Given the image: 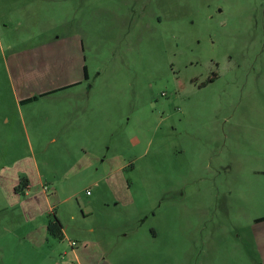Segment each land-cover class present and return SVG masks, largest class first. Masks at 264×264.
Returning a JSON list of instances; mask_svg holds the SVG:
<instances>
[{
  "label": "rangeland",
  "instance_id": "374dc122",
  "mask_svg": "<svg viewBox=\"0 0 264 264\" xmlns=\"http://www.w3.org/2000/svg\"><path fill=\"white\" fill-rule=\"evenodd\" d=\"M33 34H83L86 105L20 115ZM262 216L264 0H0V264H264Z\"/></svg>",
  "mask_w": 264,
  "mask_h": 264
},
{
  "label": "crops",
  "instance_id": "0c3cea01",
  "mask_svg": "<svg viewBox=\"0 0 264 264\" xmlns=\"http://www.w3.org/2000/svg\"><path fill=\"white\" fill-rule=\"evenodd\" d=\"M33 38V43H29L28 47L25 46L20 50L15 49V46L18 47L19 45L17 43H15V46L13 43L7 45V48L13 49L10 55L13 65L12 67L9 65V56L5 59V63L9 71L14 90V100L20 110V115L23 117V109L26 105L47 96L58 99L63 96L61 94L63 91H67L68 96L71 94L69 98L71 104H76V107L86 105L89 100L85 99L89 97L90 90L84 86L85 79L89 78V70L86 64L87 57L83 34H33ZM20 53L24 54L20 55ZM23 57L24 59H22ZM26 59L32 64L23 68L21 63ZM85 65L87 67V78L84 74ZM11 68H14L16 77ZM33 97H36V99L28 101ZM96 115L93 114V118H91L94 119L95 123L98 119ZM86 119L90 122V118L86 117L78 126L83 127L85 125L84 127H86ZM90 128V133L85 132L84 128L78 129L79 136L91 134L96 130V124ZM27 180L29 183L27 188H29L32 184V178L28 177ZM17 185L16 181L14 186L17 187ZM25 195L29 196L28 191L25 192Z\"/></svg>",
  "mask_w": 264,
  "mask_h": 264
},
{
  "label": "trees",
  "instance_id": "16d2710c",
  "mask_svg": "<svg viewBox=\"0 0 264 264\" xmlns=\"http://www.w3.org/2000/svg\"><path fill=\"white\" fill-rule=\"evenodd\" d=\"M84 74H85V78H87V67H86V65L84 66ZM35 99H36V97H33V98L29 99L28 101H32ZM28 185H29L28 180L26 178H23V179H21L20 184L16 187V190L23 192L28 187ZM263 220H264V216L256 219L257 222L263 221ZM48 230L52 235L59 237V238H64L65 234H64L63 224L58 218H55L54 220L49 221Z\"/></svg>",
  "mask_w": 264,
  "mask_h": 264
},
{
  "label": "built area",
  "instance_id": "2783aa9c",
  "mask_svg": "<svg viewBox=\"0 0 264 264\" xmlns=\"http://www.w3.org/2000/svg\"><path fill=\"white\" fill-rule=\"evenodd\" d=\"M88 193H90V191H88Z\"/></svg>",
  "mask_w": 264,
  "mask_h": 264
}]
</instances>
